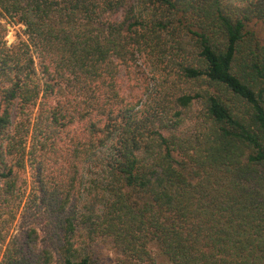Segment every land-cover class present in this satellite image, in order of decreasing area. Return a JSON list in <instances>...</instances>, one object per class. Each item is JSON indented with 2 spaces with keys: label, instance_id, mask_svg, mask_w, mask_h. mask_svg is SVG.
Instances as JSON below:
<instances>
[{
  "label": "trees",
  "instance_id": "obj_1",
  "mask_svg": "<svg viewBox=\"0 0 264 264\" xmlns=\"http://www.w3.org/2000/svg\"><path fill=\"white\" fill-rule=\"evenodd\" d=\"M142 53L171 80L139 109L119 74ZM27 168L43 246L10 234ZM99 241L264 264V0H0V264H99Z\"/></svg>",
  "mask_w": 264,
  "mask_h": 264
},
{
  "label": "rangeland",
  "instance_id": "obj_2",
  "mask_svg": "<svg viewBox=\"0 0 264 264\" xmlns=\"http://www.w3.org/2000/svg\"><path fill=\"white\" fill-rule=\"evenodd\" d=\"M115 18V15L112 16ZM6 36L7 44H12L19 37L22 36L23 26L16 22H6ZM166 62V61H165ZM167 63L157 61L154 57L147 53L137 55L129 65L123 67L119 74V85L121 92L128 99H132L138 103L139 109L150 108L154 106V99L158 98L157 92L166 86V83L171 80L167 72ZM166 82V83H165ZM194 116L202 112L203 108L200 104L194 107ZM17 118V117H15ZM183 130L187 134L193 135L199 133L201 130L200 122L196 120H188L183 123ZM32 177L27 168L22 173L19 181L21 190L25 192V197L21 202L19 209L16 211V218L12 223L10 234H16L22 239L27 238L30 226L34 225L31 217L32 211L29 209V200L34 196L36 188L33 190ZM36 228V239L40 246L45 244L47 238V229L42 223L34 225ZM94 254L97 257L99 264H116V255L108 241H99L94 248ZM157 264H169V262L161 256L156 257Z\"/></svg>",
  "mask_w": 264,
  "mask_h": 264
},
{
  "label": "water",
  "instance_id": "obj_3",
  "mask_svg": "<svg viewBox=\"0 0 264 264\" xmlns=\"http://www.w3.org/2000/svg\"><path fill=\"white\" fill-rule=\"evenodd\" d=\"M7 45H9V44H7Z\"/></svg>",
  "mask_w": 264,
  "mask_h": 264
}]
</instances>
